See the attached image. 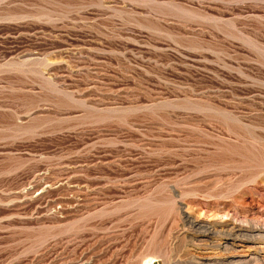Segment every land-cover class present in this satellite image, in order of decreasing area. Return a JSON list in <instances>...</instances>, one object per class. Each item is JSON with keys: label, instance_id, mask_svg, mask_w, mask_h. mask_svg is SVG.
<instances>
[{"label": "rangeland", "instance_id": "obj_1", "mask_svg": "<svg viewBox=\"0 0 264 264\" xmlns=\"http://www.w3.org/2000/svg\"><path fill=\"white\" fill-rule=\"evenodd\" d=\"M262 230L264 0H0V264H264Z\"/></svg>", "mask_w": 264, "mask_h": 264}, {"label": "bare ground", "instance_id": "obj_2", "mask_svg": "<svg viewBox=\"0 0 264 264\" xmlns=\"http://www.w3.org/2000/svg\"><path fill=\"white\" fill-rule=\"evenodd\" d=\"M61 62H63V61H61ZM54 63L58 64L60 62H58V61L57 62H55V61L49 62V64H54ZM47 67L49 68L50 66H47ZM181 213H182L183 222H185V224H187L188 226H190L192 228H197L199 230L204 229L205 234L209 235L210 237H212V239L219 232L220 233L221 232L224 233V235L226 234L227 238H226L224 244H222V245H220L221 243L215 244V246L222 247V249H224V250L229 248V246L233 245V242L237 238H240V237L244 236V235H242V230L240 228H237V226L236 227L235 226H229V227L221 228V229L217 230L216 228H214L213 225H209L208 223H206L204 221H201L198 216H193L191 213H189V211H187L185 209H183ZM262 231H264V230H262ZM262 231H261L260 236L264 239V232H262ZM218 235H220V234H218ZM214 242L215 241H213L212 244H214ZM207 258H209L211 261H207V262H198L197 261L196 264H247L249 262V260H251V257L249 255H248L247 259H238V260H235V259L234 260L233 259L229 260L228 259V260H224V261H221V262H218L217 260L213 259V257L212 256L210 257V255ZM255 259L257 260V258H255ZM255 263H257V262H255Z\"/></svg>", "mask_w": 264, "mask_h": 264}]
</instances>
